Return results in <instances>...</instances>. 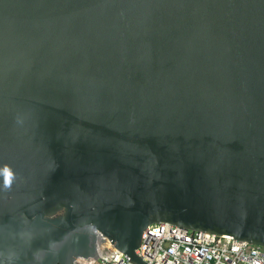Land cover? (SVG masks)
Returning <instances> with one entry per match:
<instances>
[{"label": "water", "instance_id": "95a60500", "mask_svg": "<svg viewBox=\"0 0 264 264\" xmlns=\"http://www.w3.org/2000/svg\"><path fill=\"white\" fill-rule=\"evenodd\" d=\"M0 264H136L168 221L264 244V0H0Z\"/></svg>", "mask_w": 264, "mask_h": 264}, {"label": "built area", "instance_id": "2783aa9c", "mask_svg": "<svg viewBox=\"0 0 264 264\" xmlns=\"http://www.w3.org/2000/svg\"><path fill=\"white\" fill-rule=\"evenodd\" d=\"M108 243V244H107ZM103 242L100 243V246ZM97 258L81 264H136L110 242ZM136 254L145 264H264V244L158 221L146 225Z\"/></svg>", "mask_w": 264, "mask_h": 264}, {"label": "clouds", "instance_id": "9594fccd", "mask_svg": "<svg viewBox=\"0 0 264 264\" xmlns=\"http://www.w3.org/2000/svg\"><path fill=\"white\" fill-rule=\"evenodd\" d=\"M0 175L3 176L5 186H9L12 180V172L8 167L0 169Z\"/></svg>", "mask_w": 264, "mask_h": 264}, {"label": "bare ground", "instance_id": "6f19581e", "mask_svg": "<svg viewBox=\"0 0 264 264\" xmlns=\"http://www.w3.org/2000/svg\"><path fill=\"white\" fill-rule=\"evenodd\" d=\"M102 242H103V244H104V243H106V242H108V241H107V240H103ZM103 244H102V245H103ZM107 244H108V243H107ZM102 245L100 246V249H102ZM107 246H108V245H104V249H105V250L100 251L101 254H102V253H106V254H107V252H106V248H107Z\"/></svg>", "mask_w": 264, "mask_h": 264}]
</instances>
